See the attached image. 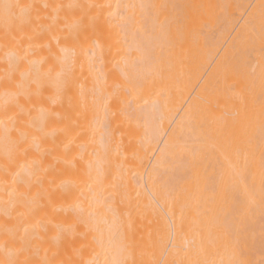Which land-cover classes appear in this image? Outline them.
I'll use <instances>...</instances> for the list:
<instances>
[{
	"label": "bare ground",
	"instance_id": "bare-ground-1",
	"mask_svg": "<svg viewBox=\"0 0 264 264\" xmlns=\"http://www.w3.org/2000/svg\"><path fill=\"white\" fill-rule=\"evenodd\" d=\"M4 3L0 262L264 264V0Z\"/></svg>",
	"mask_w": 264,
	"mask_h": 264
},
{
	"label": "snow or ice",
	"instance_id": "snow-or-ice-1",
	"mask_svg": "<svg viewBox=\"0 0 264 264\" xmlns=\"http://www.w3.org/2000/svg\"><path fill=\"white\" fill-rule=\"evenodd\" d=\"M21 7H27V8H32L34 6L29 5V6H21L18 4H10V3H4V4H0V9L3 10L5 16H8L12 13V10L15 8H21ZM45 7H47V5H45ZM79 37H74V39H78ZM238 40L243 41L244 40V35L241 34L238 37ZM26 99H30V96H26ZM17 107L20 109V113L24 114L25 113V108L24 105L19 104V102H17ZM13 122H15V118H13ZM262 241H264V230H262ZM19 252H22L23 249L18 250ZM0 264H5V262H0ZM6 264H32V262L28 259H25L23 261L17 260V259H8L6 261ZM44 264H48L47 261L44 262ZM173 264H185L184 261H173ZM234 264H247V262L245 261H236L234 262Z\"/></svg>",
	"mask_w": 264,
	"mask_h": 264
}]
</instances>
